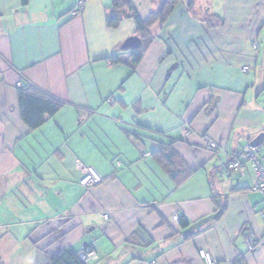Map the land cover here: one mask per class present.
<instances>
[{"label": "crops", "instance_id": "1", "mask_svg": "<svg viewBox=\"0 0 264 264\" xmlns=\"http://www.w3.org/2000/svg\"><path fill=\"white\" fill-rule=\"evenodd\" d=\"M76 1L0 0L2 264H53L82 245L94 264H206L200 249L215 264H264L254 174L247 165L220 175L261 133L264 157V0H180L148 27L138 62L144 39L130 12L110 27L112 0H89L71 16ZM130 1L142 19L160 3ZM133 35L140 45L122 48ZM19 80L61 102L32 130L19 114ZM184 125L192 132L181 138ZM87 173L98 183L86 186Z\"/></svg>", "mask_w": 264, "mask_h": 264}, {"label": "trees", "instance_id": "2", "mask_svg": "<svg viewBox=\"0 0 264 264\" xmlns=\"http://www.w3.org/2000/svg\"><path fill=\"white\" fill-rule=\"evenodd\" d=\"M179 1L180 0H160L157 9L151 11L145 19H142L136 12L130 0H112V6L108 11V15L106 17L107 24L110 27L116 26L119 20L127 17L129 15L128 12H130L129 16L132 17L136 22L138 31L137 33L144 39L138 49L132 53L134 62H138L141 59L143 52L146 49V42L148 40L145 39L144 35H146V30L148 29V27L155 22L164 23L175 6L179 3ZM192 6L193 2L191 1L187 5V9L189 8L190 10ZM214 18L218 19V17H212L210 15L203 14V20L207 23H210V21L214 20ZM24 82V87H17V105L21 119L24 121L27 127L32 130L39 127L48 116L55 114L61 107V102L47 94L42 93L33 85H29V82ZM160 155V160L163 162L164 166L170 172L171 176L175 177L178 170H176V168L170 169V167H173V161L170 158L171 156L169 155V153H160ZM90 186L93 185H89L88 187ZM215 202L218 206V201L215 200ZM223 210L224 208L220 207L219 211H217L215 215L211 217V219L221 216ZM178 221L181 227H186L189 224L183 216H180ZM202 222H204V220ZM189 237H191V233H187L184 239H188ZM68 257L77 258L81 264H84L79 259L77 251L73 249L58 252L57 254L52 256L51 261L53 262V264H55ZM0 264H2L1 261Z\"/></svg>", "mask_w": 264, "mask_h": 264}, {"label": "built area", "instance_id": "3", "mask_svg": "<svg viewBox=\"0 0 264 264\" xmlns=\"http://www.w3.org/2000/svg\"><path fill=\"white\" fill-rule=\"evenodd\" d=\"M87 1L89 0H77L74 8L70 12V15L71 16L79 15L83 11L84 5ZM244 69H248V67H244ZM24 85H25L24 80H19L16 83V87H24ZM29 85L31 84L29 83ZM191 132H192V128L189 125H184L180 128L179 131L180 137L185 138L189 134H191ZM202 140L207 149L211 150L212 152L218 151L219 149L218 144L215 141H213L211 138H209L206 135H203ZM230 155L231 156L229 160L220 170V175L225 178H229L232 173H238L240 175H243L246 172L248 165L251 168L255 179L252 188L253 190H256L262 194L263 202H264V157L260 153L259 146L253 145L251 144V142H246L242 147V149L235 151ZM83 183L87 186L95 185L98 183V180L92 174L87 173V176ZM261 216L264 221V206L261 210ZM103 218L108 219L109 214L104 213ZM173 219L175 221H178L179 216L175 214L173 215ZM246 245L247 248L251 250L255 245V239L252 236H247ZM77 255L84 264H94L97 258L95 251L91 247L85 245H82L81 247L78 248ZM199 255L204 259L206 264H215V261L212 259V257L207 251L200 249Z\"/></svg>", "mask_w": 264, "mask_h": 264}, {"label": "water", "instance_id": "4", "mask_svg": "<svg viewBox=\"0 0 264 264\" xmlns=\"http://www.w3.org/2000/svg\"><path fill=\"white\" fill-rule=\"evenodd\" d=\"M140 45V39L138 36L133 35L126 38L122 44V48H137ZM263 142V134L257 135L252 141L251 144L259 146Z\"/></svg>", "mask_w": 264, "mask_h": 264}]
</instances>
